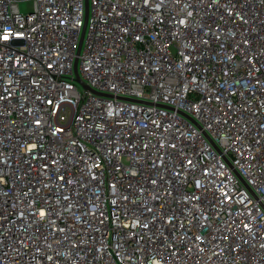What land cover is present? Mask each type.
Masks as SVG:
<instances>
[{
  "label": "built area",
  "instance_id": "2783aa9c",
  "mask_svg": "<svg viewBox=\"0 0 264 264\" xmlns=\"http://www.w3.org/2000/svg\"><path fill=\"white\" fill-rule=\"evenodd\" d=\"M0 264H264V0H0Z\"/></svg>",
  "mask_w": 264,
  "mask_h": 264
},
{
  "label": "water",
  "instance_id": "95a60500",
  "mask_svg": "<svg viewBox=\"0 0 264 264\" xmlns=\"http://www.w3.org/2000/svg\"><path fill=\"white\" fill-rule=\"evenodd\" d=\"M87 3V8H88V2ZM84 32H85V25H84V28H83V32H82V35H81V40H80V44H79V49H80V46H81V43H82V40H83V37H84ZM79 51V50H78ZM75 75H76V80L81 83L82 85L88 87L84 82L83 80L81 79L80 75H79V72H78V69H77V60L75 61Z\"/></svg>",
  "mask_w": 264,
  "mask_h": 264
},
{
  "label": "rangeland",
  "instance_id": "374dc122",
  "mask_svg": "<svg viewBox=\"0 0 264 264\" xmlns=\"http://www.w3.org/2000/svg\"><path fill=\"white\" fill-rule=\"evenodd\" d=\"M20 5H21L22 10L28 11V10H30V7L32 6V2L23 1V2H20Z\"/></svg>",
  "mask_w": 264,
  "mask_h": 264
},
{
  "label": "snow or ice",
  "instance_id": "6c2138e0",
  "mask_svg": "<svg viewBox=\"0 0 264 264\" xmlns=\"http://www.w3.org/2000/svg\"><path fill=\"white\" fill-rule=\"evenodd\" d=\"M5 39H7V37H5Z\"/></svg>",
  "mask_w": 264,
  "mask_h": 264
}]
</instances>
